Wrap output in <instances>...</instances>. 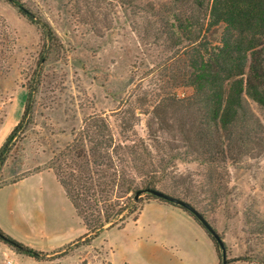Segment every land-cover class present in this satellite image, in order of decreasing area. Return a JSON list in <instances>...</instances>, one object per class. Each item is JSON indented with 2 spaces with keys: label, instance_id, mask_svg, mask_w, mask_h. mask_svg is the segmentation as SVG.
I'll list each match as a JSON object with an SVG mask.
<instances>
[{
  "label": "rangeland",
  "instance_id": "obj_1",
  "mask_svg": "<svg viewBox=\"0 0 264 264\" xmlns=\"http://www.w3.org/2000/svg\"><path fill=\"white\" fill-rule=\"evenodd\" d=\"M19 1L33 20L0 0V148L19 123L28 92L34 96L27 122L0 171V187L53 172L54 156L73 144L90 118L100 117L111 130L114 147H134L141 160L151 154L147 162L152 165L145 170L141 160L135 161V170L129 156L123 157L125 164L116 159L118 172L127 167V176L139 186L152 171L163 176L161 165L170 164L164 183L197 196L198 212L226 245L227 264H264V109L247 99L261 129L255 126L245 142L232 143L225 161L202 163L214 154L217 135L212 128L204 130L210 138L197 136L203 129L202 105L193 104V90L184 85L192 46L174 27L175 16L192 17L198 33L204 9L195 6L196 0ZM45 23L58 39L54 47L47 43ZM222 31L203 28L197 44L218 46ZM206 143L212 144L210 156L205 155ZM213 177V189L206 192L201 186ZM120 191L115 189L114 197ZM213 192L220 195L215 203ZM130 196L120 203L135 204L138 211L150 203L182 210L144 195L127 200ZM45 201V224H76L71 205ZM11 215L1 220L3 231L42 255L38 260L19 255L0 242V264H125L126 258L129 264H180L177 245L184 242L177 238L175 244L171 230L178 224L166 225L167 220L160 223L165 236L137 228L130 231L135 236L131 241L128 232L113 227L85 245L80 241L86 227L77 216L82 234L60 249L45 251L41 226L30 225L22 213ZM215 256V264H222V252Z\"/></svg>",
  "mask_w": 264,
  "mask_h": 264
},
{
  "label": "trees",
  "instance_id": "obj_2",
  "mask_svg": "<svg viewBox=\"0 0 264 264\" xmlns=\"http://www.w3.org/2000/svg\"><path fill=\"white\" fill-rule=\"evenodd\" d=\"M5 1L18 7L20 13L30 20L34 19L19 0ZM195 6L204 9V23L198 33L193 30L195 22L192 17L184 19L174 17L175 23H178L174 24V27H177L182 38L189 42V46H192L190 51L193 52L189 55V70L184 85L193 90L191 97L193 104L202 105L203 129L197 136L200 135L203 139L210 138L211 135L207 136L204 130L210 131L212 128L217 135V140L213 141L214 144L212 142L213 145L210 143L204 145L205 155L210 156L211 145L214 154L209 158L205 156L202 163L209 162V159L225 161L229 157L228 151L232 143L238 145L245 142L247 136L253 132V127L260 129L262 127L261 122L251 114L247 99L264 109V0H196ZM205 27L207 30L223 28L218 46L210 49L203 43L197 44ZM43 28L48 45L56 46L58 39L52 29L46 23L43 24ZM33 96L34 92L30 90L19 123L0 148V171L14 147L13 141L27 122ZM89 120V126L74 139L73 144L51 160L52 171L86 227V234L80 242L90 245L104 230L113 227L123 228L129 222L128 215L139 212L131 220L136 221L142 208L138 211L135 204L130 206L120 203L121 198L130 194L127 200H135L136 195L140 193L139 197L144 195L149 200L173 205L150 193L158 190L191 205L198 212L195 203L198 200L193 192L182 191L177 189V186L174 188L164 183L170 164L161 165L163 176H157L152 171L140 180L139 186L135 184V180L127 176V167L122 166V171L118 172L115 166L116 159L125 164L126 160L123 157L129 156L134 164L135 161L141 160V155L134 147H114L111 130L103 118L94 117ZM148 158H151V154L147 155V158H142V170L152 165L151 162H147ZM133 168L137 170L135 164ZM211 180L201 186L206 192L213 189L210 185L215 178ZM115 189L121 190L120 197H114L117 194H114ZM213 193L211 201L215 203L220 195ZM181 209L203 227L214 243L216 251L222 252L223 258L226 245L222 238L219 237L221 242H218L196 216L187 209ZM0 242L19 255L36 260L42 255L14 240L1 229Z\"/></svg>",
  "mask_w": 264,
  "mask_h": 264
},
{
  "label": "crops",
  "instance_id": "obj_3",
  "mask_svg": "<svg viewBox=\"0 0 264 264\" xmlns=\"http://www.w3.org/2000/svg\"><path fill=\"white\" fill-rule=\"evenodd\" d=\"M46 198L47 201L54 199L55 201L52 202L53 205L57 201L61 203L64 198L63 202L71 205L74 210L65 189L57 180L55 174L50 171L38 172L20 179L15 183H8L2 186L0 188V209L4 212L0 218V229L3 231L1 220L13 218L11 214L16 211L22 213L30 225L41 226V231H44V239H42V242L45 246V251L48 249L50 251L52 249H60L75 241L82 234L83 230V226L78 224L77 216L74 219L76 224L69 223L62 226L50 227L48 224H45V218L41 214L42 210L46 209ZM74 213L76 215L75 210ZM165 221L166 225L178 224L171 232L175 236V239H173L175 244L180 242V240L184 242L183 244L180 243V245H177L179 251H177L178 254L175 259L180 264L216 263V251L206 231L187 213L176 208L150 203L143 208L136 221H129L123 228L117 231L128 232L127 237L131 241L135 240V236L132 233L130 234V231L131 229L137 228L142 232L147 229L150 231L148 234H158L159 236L162 234L165 236V231H163L164 226L161 227L164 224H160L165 223ZM157 225H160L158 230ZM150 227L153 228L151 229ZM168 235H170V232H168ZM164 236L163 238H165ZM177 238L180 240H176ZM127 260L126 258L125 264H129Z\"/></svg>",
  "mask_w": 264,
  "mask_h": 264
},
{
  "label": "water",
  "instance_id": "obj_4",
  "mask_svg": "<svg viewBox=\"0 0 264 264\" xmlns=\"http://www.w3.org/2000/svg\"><path fill=\"white\" fill-rule=\"evenodd\" d=\"M153 196L157 197V198H160L162 200H165L175 206H179L181 208H184V209H187L188 211H190L194 216H196V218L201 222V224L204 226V228L212 235L216 238V240L218 242H221V239L219 238L217 232L214 230V228L204 219V217L199 213L197 212L191 205L177 199V198H174L168 194H165L163 192H160L158 190H154V191H151L150 192ZM140 195V193H138L136 195V198H138ZM222 264H227V260H226V257H225V254L223 256V259H222Z\"/></svg>",
  "mask_w": 264,
  "mask_h": 264
}]
</instances>
